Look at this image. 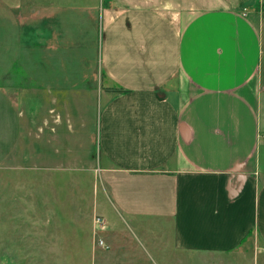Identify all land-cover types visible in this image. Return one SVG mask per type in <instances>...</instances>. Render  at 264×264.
<instances>
[{
    "label": "crops",
    "instance_id": "1",
    "mask_svg": "<svg viewBox=\"0 0 264 264\" xmlns=\"http://www.w3.org/2000/svg\"><path fill=\"white\" fill-rule=\"evenodd\" d=\"M57 2L98 21L100 77L38 84L39 159L93 165L98 142L105 199L132 219L116 229L137 236L141 218L169 219L186 252L264 264V4ZM115 233L123 251L109 257L140 264Z\"/></svg>",
    "mask_w": 264,
    "mask_h": 264
},
{
    "label": "rangeland",
    "instance_id": "2",
    "mask_svg": "<svg viewBox=\"0 0 264 264\" xmlns=\"http://www.w3.org/2000/svg\"><path fill=\"white\" fill-rule=\"evenodd\" d=\"M57 3L0 0V264H123L109 257L123 251L115 232L142 256L140 264H212L179 248L169 219L141 218L147 226L135 229L137 236L116 229L132 219L118 216L105 199L98 142L93 165L86 158L54 168L39 159L37 132L46 122L43 111L37 117L38 84L65 77L79 85L100 77L98 21L93 26L81 11L64 15ZM99 217L104 223L96 226Z\"/></svg>",
    "mask_w": 264,
    "mask_h": 264
},
{
    "label": "built area",
    "instance_id": "3",
    "mask_svg": "<svg viewBox=\"0 0 264 264\" xmlns=\"http://www.w3.org/2000/svg\"><path fill=\"white\" fill-rule=\"evenodd\" d=\"M102 222L104 223V221L99 217V218H95V224H96V226L97 225H102ZM103 227H105V226H103Z\"/></svg>",
    "mask_w": 264,
    "mask_h": 264
}]
</instances>
